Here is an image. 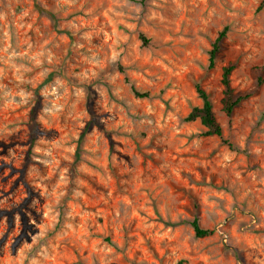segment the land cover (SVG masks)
<instances>
[{
    "label": "rangeland",
    "instance_id": "374dc122",
    "mask_svg": "<svg viewBox=\"0 0 264 264\" xmlns=\"http://www.w3.org/2000/svg\"><path fill=\"white\" fill-rule=\"evenodd\" d=\"M260 4L0 0V264H264ZM198 84L223 139L186 121Z\"/></svg>",
    "mask_w": 264,
    "mask_h": 264
},
{
    "label": "trees",
    "instance_id": "16d2710c",
    "mask_svg": "<svg viewBox=\"0 0 264 264\" xmlns=\"http://www.w3.org/2000/svg\"><path fill=\"white\" fill-rule=\"evenodd\" d=\"M143 2H147L149 0H142ZM264 7V0H261V4L259 9ZM229 29L224 28L217 36L215 41L212 44V48L209 53V69L212 70L217 65L218 61L221 58V54L223 51L224 40L227 38V34ZM143 42L145 44H149V40L143 37ZM237 66L234 63H229L226 67L223 68L222 74V85H223V99H222V111L228 118H231L235 110L242 104V102L251 98V94H243L237 95L235 89L232 86V74L236 70ZM262 84V78H259V85ZM133 94L137 98H149L150 94L148 92H143L138 90L135 87L131 88ZM196 90L199 95V98L202 100V106L196 107L192 110V112L188 115L186 121L194 122L200 121L202 126L206 129L203 133V137H218L223 139V129L220 122L217 120L216 114L214 112L213 103L211 101L209 93L200 85H196ZM36 109L32 112V120L34 122V130L37 128L36 122ZM36 139V134L33 135V140ZM231 148L227 141H225ZM77 158H80V152H77ZM191 227L194 230L195 236L197 238H207L214 234V231L210 229H205L200 224L198 218H194L190 222Z\"/></svg>",
    "mask_w": 264,
    "mask_h": 264
}]
</instances>
